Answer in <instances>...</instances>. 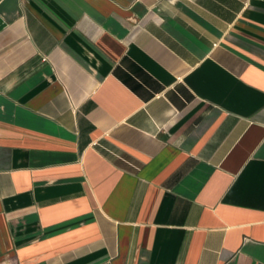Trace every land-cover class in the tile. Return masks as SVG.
<instances>
[{
	"label": "crops",
	"instance_id": "crops-1",
	"mask_svg": "<svg viewBox=\"0 0 264 264\" xmlns=\"http://www.w3.org/2000/svg\"><path fill=\"white\" fill-rule=\"evenodd\" d=\"M0 264H264V0H0Z\"/></svg>",
	"mask_w": 264,
	"mask_h": 264
}]
</instances>
